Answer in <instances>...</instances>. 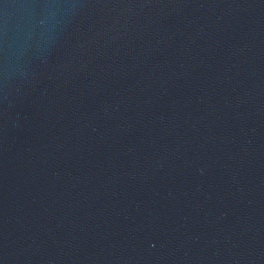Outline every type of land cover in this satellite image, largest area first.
Here are the masks:
<instances>
[{"label":"water","instance_id":"95a60500","mask_svg":"<svg viewBox=\"0 0 264 264\" xmlns=\"http://www.w3.org/2000/svg\"><path fill=\"white\" fill-rule=\"evenodd\" d=\"M0 264H264V0H0Z\"/></svg>","mask_w":264,"mask_h":264}]
</instances>
